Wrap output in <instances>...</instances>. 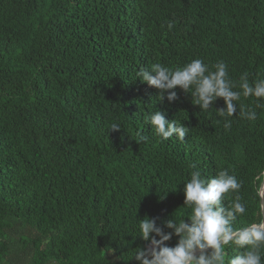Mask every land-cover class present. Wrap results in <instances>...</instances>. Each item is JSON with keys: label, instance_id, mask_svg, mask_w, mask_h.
Returning a JSON list of instances; mask_svg holds the SVG:
<instances>
[{"label": "trees", "instance_id": "1", "mask_svg": "<svg viewBox=\"0 0 264 264\" xmlns=\"http://www.w3.org/2000/svg\"><path fill=\"white\" fill-rule=\"evenodd\" d=\"M193 59L223 61L237 91L245 74L264 79V0H0V264H138L139 221L187 222L193 170L235 175L224 206L239 196L234 226L258 221L264 98L241 95L220 116L223 99L202 111L190 93L161 101L138 79ZM155 111L185 139L160 138Z\"/></svg>", "mask_w": 264, "mask_h": 264}, {"label": "clouds", "instance_id": "2", "mask_svg": "<svg viewBox=\"0 0 264 264\" xmlns=\"http://www.w3.org/2000/svg\"><path fill=\"white\" fill-rule=\"evenodd\" d=\"M172 27L169 23L168 28ZM213 68L211 70L201 59H193L175 70L157 63L140 69L137 76L141 82L159 90L161 101L165 98L169 103L177 101V88L190 93L193 104L202 111L223 99L226 107L217 111L220 116L236 114V102L241 95L264 98V79L250 84L247 74L243 75L239 84L241 92L234 90L237 86L229 79L223 61ZM243 115L249 120L256 119L255 111ZM146 119L163 140H184L187 135L184 125L168 121L161 111L151 113ZM120 128L113 124L111 130ZM252 186L260 218L247 226L235 227L237 218L246 213V205L239 196L228 207L224 206V200L227 194L241 188L237 177L223 170L215 177L204 178L199 170H193L183 189L185 207L190 209L187 222L175 216L163 221L162 226L158 225V218L145 217L139 221V236L147 246L137 248L134 259L138 264H264V169L253 177ZM173 237L178 238L177 243L169 246ZM230 245L241 251L226 260L225 249Z\"/></svg>", "mask_w": 264, "mask_h": 264}]
</instances>
